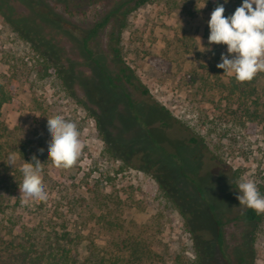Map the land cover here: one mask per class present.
Segmentation results:
<instances>
[{"label":"rangeland","instance_id":"374dc122","mask_svg":"<svg viewBox=\"0 0 264 264\" xmlns=\"http://www.w3.org/2000/svg\"><path fill=\"white\" fill-rule=\"evenodd\" d=\"M219 3L227 17L243 0ZM51 6L81 29L95 19L94 9L87 16L69 17L53 2ZM217 6L216 0H154L129 17L122 56L149 91L147 97L133 94L134 109L116 97L113 103H102L109 95L102 87L93 99L82 81L67 88L0 17V81L11 95L0 117V165L20 183L21 165L37 156L48 194L45 201L22 204L19 190L15 192L18 228L79 235L82 257L92 244L104 253L126 239L150 250L144 264H264V221L254 228L238 220L247 207L237 199L241 178L253 181L264 195V72L240 89L234 76L217 68L227 45L200 51L197 37L209 47L208 21ZM51 36L71 49L60 34ZM107 36L108 30L100 40L105 54ZM74 58L82 79L92 78L83 57ZM111 61L109 55L110 66ZM243 90L248 107L258 111L254 120L234 113ZM56 115L76 123L84 144L69 169L57 168L48 159L47 122ZM198 134L206 136L209 152L196 159L188 142ZM10 152L18 157L15 169L6 164ZM214 156L217 160H210ZM191 179L201 185L205 199ZM95 190L111 201L109 219L116 226L100 221L104 211L93 197ZM210 205L226 224L222 248Z\"/></svg>","mask_w":264,"mask_h":264},{"label":"trees","instance_id":"16d2710c","mask_svg":"<svg viewBox=\"0 0 264 264\" xmlns=\"http://www.w3.org/2000/svg\"><path fill=\"white\" fill-rule=\"evenodd\" d=\"M152 1L154 0H0V17L22 40L31 44L44 58L49 68L60 75L67 88L71 89L76 82L82 81L86 94L93 99L96 89L102 87L109 93L108 96H104L102 103L105 102L107 105L113 103L116 97L126 101L134 109L136 101L133 94L147 97L149 91L122 56V36L129 17ZM52 2L62 8L69 17L87 16L94 9L95 19L88 28L81 29L56 12V7L51 6ZM233 13L231 10L227 15ZM107 30L108 54H105L100 40ZM50 32H56L62 36L61 39H67L71 49H68L66 43L61 44L62 42L55 37H49ZM77 54L83 57L85 66L94 72L92 78L84 81L83 72L78 73L76 68H80V65L76 64L74 58ZM109 55L112 59L111 66L108 64ZM239 83L240 89L249 84L247 81ZM242 92L243 98L239 109L234 113L241 118L251 120L258 118V111H251L247 105L246 91ZM10 100V91L0 81V117L2 108ZM155 106L164 109L160 105ZM184 129L189 130L186 127ZM108 139L105 137V140ZM188 144L196 159L207 155L205 153L208 151L209 143L206 136L199 134L191 136ZM157 147L164 150L160 145ZM211 159L217 160L215 156ZM8 171L7 166L0 165V185L3 189V193L0 194V264H144L145 258L149 257L151 252L144 244L141 242L130 244L126 239L115 243L113 246L115 249L109 248L104 253L98 246L92 244L88 256L82 257L79 235H73L69 231L47 230L44 227L18 228L19 217L16 212L20 207V201L16 200V203L12 204V198L19 190V186L18 181L11 177ZM191 182L205 199L196 179H191ZM93 197L104 211L100 221L116 226L117 222L109 219L112 211L111 201L96 190ZM179 208L181 209L180 206ZM209 208L217 229L216 239L222 248L226 224L217 216L213 205ZM238 220L250 223L255 228L264 221V214H257L253 209L247 208Z\"/></svg>","mask_w":264,"mask_h":264},{"label":"clouds","instance_id":"9594fccd","mask_svg":"<svg viewBox=\"0 0 264 264\" xmlns=\"http://www.w3.org/2000/svg\"><path fill=\"white\" fill-rule=\"evenodd\" d=\"M216 3L218 6L208 21L209 47L205 48L201 38L197 37L202 46L198 47L204 52L210 51L212 44L227 45V54H221L222 62L217 64V68L224 70L223 75L234 76L238 82L251 81L257 73L264 72V0H243L242 5L227 17L224 15V4H220L219 0ZM47 126L51 136L47 145L48 159L57 168H71L84 147L76 123L56 115L48 117ZM39 152L42 154L44 149H39ZM17 159V154L10 152L6 164L15 169ZM19 171L23 176L22 182L18 183L21 203L47 200L43 164L38 157L33 155L32 162L24 161ZM238 190L240 205L253 209L257 214H264V195L260 194L253 181L241 178Z\"/></svg>","mask_w":264,"mask_h":264},{"label":"flooded vegetation","instance_id":"af4514ba","mask_svg":"<svg viewBox=\"0 0 264 264\" xmlns=\"http://www.w3.org/2000/svg\"><path fill=\"white\" fill-rule=\"evenodd\" d=\"M198 183V182H197ZM199 186L201 187V185L199 184Z\"/></svg>","mask_w":264,"mask_h":264}]
</instances>
